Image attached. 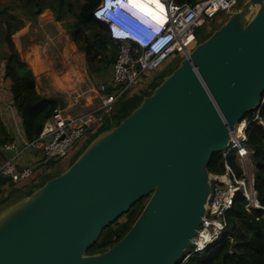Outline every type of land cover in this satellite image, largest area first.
I'll use <instances>...</instances> for the list:
<instances>
[{
    "label": "water",
    "instance_id": "water-1",
    "mask_svg": "<svg viewBox=\"0 0 264 264\" xmlns=\"http://www.w3.org/2000/svg\"><path fill=\"white\" fill-rule=\"evenodd\" d=\"M109 56L114 63L113 47ZM263 95L264 0H246L119 124L0 211V264H175L206 214L210 162ZM146 197L118 242L88 253Z\"/></svg>",
    "mask_w": 264,
    "mask_h": 264
},
{
    "label": "trees",
    "instance_id": "trees-1",
    "mask_svg": "<svg viewBox=\"0 0 264 264\" xmlns=\"http://www.w3.org/2000/svg\"><path fill=\"white\" fill-rule=\"evenodd\" d=\"M99 1L6 0L0 2V41L4 42V44L2 42L0 44L5 52V47L8 50V59L3 62L5 66L4 80L12 93L13 104L28 140H35L40 136L45 122L54 114L59 104L38 92L36 75L16 47L13 39L14 34L29 22H37L38 16L47 8L53 10L57 20H65L73 16L76 25V29H74L76 42L78 47L86 53L90 72L110 70L112 65L110 56L108 53L102 54L101 51L105 43L92 34L93 29L91 28L92 24L100 23L92 16V8ZM175 1L182 5L195 4L200 0ZM65 6L69 15L63 19L56 10L62 11ZM82 33L84 35L80 37ZM101 38L105 39L106 43H110L114 49L119 45L108 34L101 35ZM149 92L151 93V91ZM132 98L133 96L129 97V101L119 108L116 115L106 123L100 132L119 124L140 104V102L135 104ZM244 120H247L246 143L251 149L249 161L253 168L252 177L258 206L250 204L243 192L238 191L232 207L225 213V229L218 239L192 255L187 264H264V103L247 112ZM99 133L92 136L90 141ZM9 139L14 138H11L8 132L0 109V162L6 158L1 147ZM226 163L239 177L244 175L236 151L230 152L227 157H224L222 153L216 154L209 165L210 173L223 174L226 170ZM51 177L53 175L49 178ZM31 192L32 190L25 195ZM147 200L148 197L134 204L128 212L107 226L88 253L103 252L118 242L137 219Z\"/></svg>",
    "mask_w": 264,
    "mask_h": 264
},
{
    "label": "built area",
    "instance_id": "built-area-1",
    "mask_svg": "<svg viewBox=\"0 0 264 264\" xmlns=\"http://www.w3.org/2000/svg\"><path fill=\"white\" fill-rule=\"evenodd\" d=\"M163 5L170 8L171 22L169 31L173 35L172 45L162 48L156 54L151 50L155 40L145 41L140 35V40L146 44L141 46L132 41L119 43L116 61L111 65V75L107 84L101 83L99 88L100 105L96 111H89L81 115L71 116L58 107L54 114L45 122L40 136L35 140H28L24 131L20 133L21 147L15 140H7L2 146L16 154L0 162V175L9 176L14 186L22 185L31 180L37 172V167L27 161L19 165V159L29 151H42L45 158L39 156L43 165L42 171H47V163L59 160L65 167L72 159L74 148L78 151V143L85 141L90 136L99 133L104 123L103 112L112 111L117 101L124 95L132 97L137 95L167 66L174 57L184 58L192 51L198 42L197 31L208 24L210 20L219 16L223 11H234L238 0H200L195 4H178L175 0H161ZM1 68V63H0ZM0 85L5 75V68L0 72ZM154 76L156 78H154ZM155 81V80H154ZM110 84V86H107ZM5 95L0 94L1 102L5 103ZM264 103V97L261 105ZM260 105V106H261ZM247 122V120H246ZM247 125V124H246ZM91 138V137H90ZM246 126L242 134L230 142L228 147L221 152L224 157L236 151L240 163H246V174L239 177L232 167L226 163L223 174H212V193L201 226L196 235L191 239L185 254L175 264H187L192 255L203 250L208 244L218 239L225 229V213L232 207L235 195L242 191L246 199L253 206H258L253 177L248 170L250 147L246 143ZM242 167V166H241ZM40 168V167H39ZM53 167L51 173H54ZM49 172V170H48ZM244 172V170H243ZM227 176V180L222 177ZM2 192L0 196L6 195Z\"/></svg>",
    "mask_w": 264,
    "mask_h": 264
},
{
    "label": "crops",
    "instance_id": "crops-1",
    "mask_svg": "<svg viewBox=\"0 0 264 264\" xmlns=\"http://www.w3.org/2000/svg\"><path fill=\"white\" fill-rule=\"evenodd\" d=\"M52 16V19L46 21L47 25L45 27L52 29V32H54L56 39L54 41H51L52 39L50 38V41H47L45 45H48L49 47V42H53V44L57 45V43L61 42L60 40H62L63 31H66L70 35L69 39L72 40H70V42L64 41L63 48L65 46L66 48L67 46H70L74 51H71L70 54L62 52L59 57L54 58L55 63L53 64V66H51V64L48 63V59H45L42 56L45 50L40 51V55H37L35 53V49L32 47L27 48V50L24 49L22 39H25L26 41L31 34L30 28L32 26L29 24H36L38 23V21L30 22L13 37L15 45L20 51L23 59L26 60L32 67L36 75L37 90L39 93L46 95L49 98L59 97L60 99H62L63 107H61V105L58 103L59 107L62 108L66 114L71 116L81 115L89 111H96L100 105V95L102 93L99 86L101 83H108L111 75V67L110 70H104L94 73L90 72L86 53L84 50H81L78 47L76 36L74 34L75 32L66 30L65 23L67 22V20H57L53 11ZM37 27L38 26L36 25L33 27L35 29V33L37 32ZM39 27H41V24H39ZM91 28L93 29L92 34H95L97 38L102 39L105 43L104 47L101 48L102 54H109V50L112 45L110 43H106V40L101 38V35H107V29L105 25L101 23H94L91 25ZM1 42L4 44L3 41H0V43ZM45 45L42 46L44 48H47L45 47ZM5 49L6 52L2 47L0 48V56L4 55L8 58V50L6 47ZM23 51L24 54L26 53L24 56L22 54ZM4 68L5 66L2 62L0 72ZM0 94L5 95V103L1 102L0 100L2 119L7 126L11 138H14L12 140L19 142V135L21 131H23V128L16 107L13 104L12 93L9 90L8 84H5L4 77L2 78L0 85ZM20 143L21 142H19L18 144L19 147H21ZM1 149L6 155L5 160L16 154L15 150L8 151L4 149L3 146L1 147ZM38 156L39 155H37L36 153H32V151H29L19 159V165L27 161L28 163L34 164L37 167V172L34 177L31 180L23 183L22 186L32 185L35 184L36 181H38V174L42 173L43 168V165H41L42 163L39 161L40 156ZM8 185L9 182L2 184V186L5 187L3 192H7V194L4 195L5 197L9 195L7 191L8 189H6ZM23 196L24 195H21L20 198Z\"/></svg>",
    "mask_w": 264,
    "mask_h": 264
},
{
    "label": "rangeland",
    "instance_id": "rangeland-1",
    "mask_svg": "<svg viewBox=\"0 0 264 264\" xmlns=\"http://www.w3.org/2000/svg\"><path fill=\"white\" fill-rule=\"evenodd\" d=\"M1 1H6V0H0ZM246 0H238V3L234 6V9H237L239 8L243 2H245ZM67 6V5H66ZM65 6V8L61 11V10H56L58 15H60L63 19L65 18L66 15H69L68 14V9L67 7ZM52 9L51 8H47L45 9V11L40 14L38 16V23L34 24V23H28L29 25H31L32 27L30 28V35L28 37V39L25 41V39H22V44L24 46V49L27 50V48H34L35 49V53L38 55H40V51H44L45 52L42 54L43 58L45 59H48V63L51 64V66H53V64L55 63L54 62V58L56 57H59V55L62 53V52H66V54H70L71 51H74L70 46H66L63 48V44H64V41H68L70 42V40L72 39H69L70 35L69 33H67L66 31H63V37H62V40H60L61 42H58L57 45L53 44V42H49V47L48 45H45V43L47 41H50L49 39L51 38L52 40L51 41H54L56 39V36L54 35V32H52V29L51 28H48V27H45L47 25V22L49 19H52L53 16H52ZM233 11H223L219 14L218 17L212 19L209 21V23L205 24L204 26H202L201 28H199L198 32H197V37H198V42L204 40L206 37H208L213 31H215V29H217L219 26H221V24L228 19V17L230 16V14L232 13ZM255 13V11L253 12V14ZM67 22L65 23V26H66V30L67 31H74V29H76V25L74 23V20L75 18L72 16V17H68L67 19ZM26 24V25H28ZM39 24H41V27H39ZM1 25V24H0ZM25 25V26H26ZM38 26L37 27V32L35 33V29L33 28L34 26ZM2 27V26H1ZM22 29H20L18 32H20ZM17 32V33H18ZM16 33V34H17ZM14 34V36L16 35ZM72 35V34H71ZM84 34L82 33L80 35V37H82ZM13 36V37H14ZM60 39V38H59ZM197 42V43H198ZM197 43L194 45V47L197 45ZM42 45H45V47L47 48H44ZM193 47V48H194ZM1 48V46H0ZM49 48V49H48ZM30 50V49H28ZM20 52V51H19ZM21 54V53H20ZM23 56L26 54H24V51L22 52ZM22 56V55H21ZM182 58L180 57H174L172 58L168 63H167V66L159 73V75L157 76V78L154 76V78L156 79H153V81H151L150 83H148L146 85V87H143L142 89H139L140 92L136 95L133 96V98H136V99H133L134 100V103L137 104L138 102L141 103L142 101V98L147 95L148 93H150L149 91H151L156 85H158L159 82H161V80L167 75L169 74L170 72L173 71V69H175L180 61H181ZM47 61V60H46ZM51 61V62H50ZM155 80V81H154ZM5 84H6V80H5ZM129 101V97L127 95H124L122 96L116 103L115 105V108L112 110V111H109V112H103L104 114V118H105V121L103 123V126L102 128L99 130V132L103 129L104 125H106V123H108V121H110L113 116L116 115V113L118 112L119 108L122 107L126 102ZM94 136V135H93ZM92 137V136H90ZM87 138L85 141H81L80 143H78V151L74 148V151L75 154H73V157L72 159H70V161H68V163H72L77 157L78 155L84 151V149H86V147L88 146V144L92 141H90L91 138ZM90 141V142H89ZM239 161V160H238ZM240 163V161H239ZM240 165L242 166L243 170H244V175L246 174V168H245V165L246 163L242 162L240 163ZM248 165H249V171L251 172V174L253 173V168H252V164L250 161H248ZM47 166H48V170L47 171H42V173H39L38 174V181H36L35 184H32V185H26V186H22L21 184L18 185V186H14L12 182H9V185L6 187V189H8V196L7 197H3L2 195L0 196V211L2 209H4L5 207L9 206L12 202H14L16 199H18V197L20 198L21 195H25L27 192L33 190V188L35 187H38L40 185H42L51 175H54L58 172H61L62 170H65L69 164H67L65 167H62V162L59 161V160H56V161H51V162H48L47 163ZM52 167L54 168L53 171L54 173H51V169ZM5 189V187H3L2 185H0V192L2 193L3 190ZM202 253V252H201Z\"/></svg>",
    "mask_w": 264,
    "mask_h": 264
},
{
    "label": "clouds",
    "instance_id": "clouds-1",
    "mask_svg": "<svg viewBox=\"0 0 264 264\" xmlns=\"http://www.w3.org/2000/svg\"><path fill=\"white\" fill-rule=\"evenodd\" d=\"M165 8V18L157 19L151 15L143 14L134 7L129 0H100L92 8V16L104 24L108 36L114 42L132 41L141 46H146L141 40H155L151 50L156 54L162 48L172 45L173 35L169 31L171 22L170 8Z\"/></svg>",
    "mask_w": 264,
    "mask_h": 264
},
{
    "label": "bare ground",
    "instance_id": "bare-ground-1",
    "mask_svg": "<svg viewBox=\"0 0 264 264\" xmlns=\"http://www.w3.org/2000/svg\"><path fill=\"white\" fill-rule=\"evenodd\" d=\"M129 1L134 7H136L143 14L151 15L153 18H157V19L165 18V8L161 0H129ZM257 7H259V4L257 5ZM246 124H247L246 120H243L235 125L234 128L235 137H230L229 143L233 142L236 137L242 134ZM222 179L224 181L227 180V176H223Z\"/></svg>",
    "mask_w": 264,
    "mask_h": 264
}]
</instances>
